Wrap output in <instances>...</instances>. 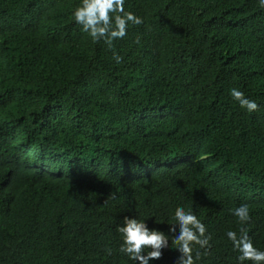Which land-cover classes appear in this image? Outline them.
<instances>
[{"label":"trees","instance_id":"obj_1","mask_svg":"<svg viewBox=\"0 0 264 264\" xmlns=\"http://www.w3.org/2000/svg\"><path fill=\"white\" fill-rule=\"evenodd\" d=\"M79 2L0 0V264H131L118 251L122 218L171 244L177 206L211 236L195 264H236L224 232H238L230 210L241 204L264 249L257 0H126L143 23L111 48L75 24Z\"/></svg>","mask_w":264,"mask_h":264},{"label":"clouds","instance_id":"obj_2","mask_svg":"<svg viewBox=\"0 0 264 264\" xmlns=\"http://www.w3.org/2000/svg\"><path fill=\"white\" fill-rule=\"evenodd\" d=\"M257 3L264 10V0H257ZM125 4L126 0H80L71 16L75 24L80 26V31L87 33L94 43L103 41L111 48L114 40L125 37L130 25L143 23L140 16L125 10ZM114 58L119 63L120 57L115 53ZM227 91L241 109L248 113L257 110V102L245 96L238 87H230ZM179 160L190 161L191 157ZM166 163L169 166V162ZM230 212L239 228L238 232L226 230L224 237L237 253L236 264H264V249L254 246L243 227L251 220L248 205L241 204ZM172 218L174 223L167 229V232L173 233L170 244L164 231L156 227L150 228L145 220L125 215L116 227L119 234L118 251L131 264H150L151 261L161 258L162 250L174 249L177 252L175 264H195L194 255L198 260L200 250L207 252L211 236L207 234L205 224L191 210L177 206ZM107 251L111 254V249Z\"/></svg>","mask_w":264,"mask_h":264}]
</instances>
